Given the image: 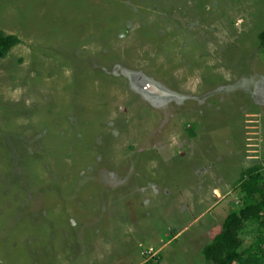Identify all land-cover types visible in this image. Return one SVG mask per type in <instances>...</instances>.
Wrapping results in <instances>:
<instances>
[{"label":"rangeland","instance_id":"obj_1","mask_svg":"<svg viewBox=\"0 0 264 264\" xmlns=\"http://www.w3.org/2000/svg\"><path fill=\"white\" fill-rule=\"evenodd\" d=\"M0 30V264H214L264 170V0H0Z\"/></svg>","mask_w":264,"mask_h":264},{"label":"trees","instance_id":"obj_2","mask_svg":"<svg viewBox=\"0 0 264 264\" xmlns=\"http://www.w3.org/2000/svg\"><path fill=\"white\" fill-rule=\"evenodd\" d=\"M264 46V30L259 34ZM21 40L0 30V58H4ZM240 189L244 204L223 221L221 232L203 248L206 260L214 264H264V170L249 167L241 172ZM253 225L255 239L242 249L241 235Z\"/></svg>","mask_w":264,"mask_h":264}]
</instances>
